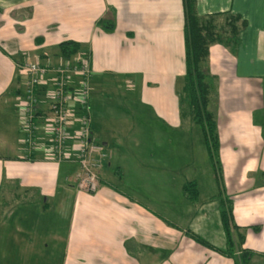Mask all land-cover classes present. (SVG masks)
<instances>
[{"label": "crops", "instance_id": "1", "mask_svg": "<svg viewBox=\"0 0 264 264\" xmlns=\"http://www.w3.org/2000/svg\"><path fill=\"white\" fill-rule=\"evenodd\" d=\"M196 11L246 21L235 46L210 44L205 67L224 192L235 223L259 227L245 230L247 264H264V0H196ZM183 28L182 0H0V264H233L202 132L182 116ZM66 40L80 44L68 58ZM84 56L91 136L107 152L95 193L78 189L74 157L48 158L44 100L35 149L20 125V65ZM191 180L196 205L182 194Z\"/></svg>", "mask_w": 264, "mask_h": 264}, {"label": "trees", "instance_id": "2", "mask_svg": "<svg viewBox=\"0 0 264 264\" xmlns=\"http://www.w3.org/2000/svg\"><path fill=\"white\" fill-rule=\"evenodd\" d=\"M182 2L185 47V73L180 98L182 116L202 132L218 190L216 199L226 236V250L223 251V254L233 259V264H247L255 251L244 246L245 230L251 228L258 231L259 227L256 225L242 227L235 223L233 199L224 192L223 165L216 120L209 110L211 94L215 86L214 76L205 67L210 44L218 42L230 43L235 46L238 31L246 25V21L237 23L240 17H231L228 15L229 13L199 16L196 11V0H182ZM222 16L225 17V22L220 24L217 17ZM99 23L109 31L113 29V22L110 20L103 19ZM58 48L60 55L68 58L78 52L80 44L73 40H66L59 43ZM182 194L196 205L198 198L197 182L195 180L184 182ZM43 206L46 208V204ZM190 235L201 245L210 247L205 240L194 234L190 233Z\"/></svg>", "mask_w": 264, "mask_h": 264}, {"label": "built area", "instance_id": "3", "mask_svg": "<svg viewBox=\"0 0 264 264\" xmlns=\"http://www.w3.org/2000/svg\"><path fill=\"white\" fill-rule=\"evenodd\" d=\"M20 69L24 85L18 98L20 125L27 149L37 146V108L44 100L48 110L44 119L48 158L62 161L74 157L80 168L78 189L95 193L99 186L98 172L107 152L91 136L87 107L92 72L88 58L67 60L54 67L26 61ZM70 142L72 149L68 147Z\"/></svg>", "mask_w": 264, "mask_h": 264}, {"label": "rangeland", "instance_id": "4", "mask_svg": "<svg viewBox=\"0 0 264 264\" xmlns=\"http://www.w3.org/2000/svg\"><path fill=\"white\" fill-rule=\"evenodd\" d=\"M215 94H216V88H215V86H214V88H213V95H212V99H214V96H215ZM211 103H212V101H211ZM98 142V141H97ZM104 147V146H103ZM86 192V191H85ZM88 193V192H87Z\"/></svg>", "mask_w": 264, "mask_h": 264}]
</instances>
